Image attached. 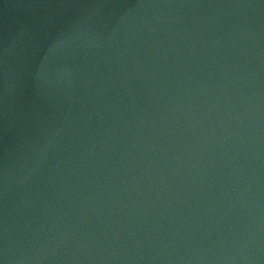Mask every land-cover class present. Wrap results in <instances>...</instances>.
I'll use <instances>...</instances> for the list:
<instances>
[{
    "label": "water",
    "instance_id": "water-1",
    "mask_svg": "<svg viewBox=\"0 0 264 264\" xmlns=\"http://www.w3.org/2000/svg\"><path fill=\"white\" fill-rule=\"evenodd\" d=\"M0 264H264V0H0Z\"/></svg>",
    "mask_w": 264,
    "mask_h": 264
}]
</instances>
